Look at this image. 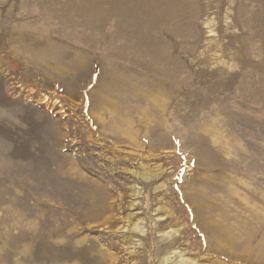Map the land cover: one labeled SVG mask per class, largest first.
I'll return each instance as SVG.
<instances>
[{"label": "rangeland", "instance_id": "374dc122", "mask_svg": "<svg viewBox=\"0 0 264 264\" xmlns=\"http://www.w3.org/2000/svg\"><path fill=\"white\" fill-rule=\"evenodd\" d=\"M264 264V0H0V264Z\"/></svg>", "mask_w": 264, "mask_h": 264}, {"label": "bare ground", "instance_id": "6f19581e", "mask_svg": "<svg viewBox=\"0 0 264 264\" xmlns=\"http://www.w3.org/2000/svg\"><path fill=\"white\" fill-rule=\"evenodd\" d=\"M192 264H193V262H192Z\"/></svg>", "mask_w": 264, "mask_h": 264}]
</instances>
